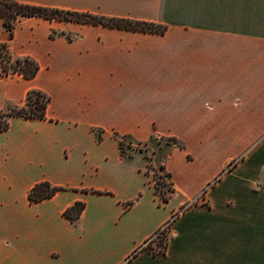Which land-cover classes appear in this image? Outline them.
I'll list each match as a JSON object with an SVG mask.
<instances>
[{
	"label": "crops",
	"instance_id": "1",
	"mask_svg": "<svg viewBox=\"0 0 264 264\" xmlns=\"http://www.w3.org/2000/svg\"><path fill=\"white\" fill-rule=\"evenodd\" d=\"M18 1L168 28L23 16L10 38L0 20V42L41 67L0 71V113L31 89L50 96L45 119L11 115L0 129V264H264V144L209 186L233 155L221 127L264 125V0ZM125 136L150 156L125 154ZM150 162L170 174L168 201ZM42 181L61 189L31 202ZM167 223L165 253L141 248Z\"/></svg>",
	"mask_w": 264,
	"mask_h": 264
},
{
	"label": "trees",
	"instance_id": "2",
	"mask_svg": "<svg viewBox=\"0 0 264 264\" xmlns=\"http://www.w3.org/2000/svg\"><path fill=\"white\" fill-rule=\"evenodd\" d=\"M23 16H39L51 20L57 19L63 21H73L83 24L103 25L154 33H165L168 28L167 25L155 21L135 19L131 17L110 16L39 4L22 3L18 0H0V20L3 21L5 27L7 28L10 38L14 37L17 21ZM55 34L56 31H53L52 36H55ZM40 68V64L35 58L31 56L16 57L12 53L8 41L0 42V69L2 74H20L25 78H33L39 73ZM49 102L50 96L47 93L40 89H31L28 92L26 101L23 105L10 107L9 110L0 113L1 131H5L9 128L10 124L7 117L11 115L22 116L30 119H45ZM3 115L6 116L5 121L2 120ZM122 138L123 137H120V146L124 152ZM171 140L179 143V147H185V144L181 140L177 138H173ZM160 168L163 171V175H160L161 180H159L158 186L155 188L161 199L163 201H168L170 194L174 191V187L170 180L166 181L164 179V177H169L170 174L165 171L164 167L160 166ZM163 187H167V189L163 190ZM59 189H61V187L53 186L48 181H42L31 189L29 192V199L31 202L40 201L53 196ZM193 204L194 203L189 204V206ZM84 208L85 204L83 202H76L65 211V214L74 221L80 217ZM168 231L169 228L165 232L164 237L159 240L160 244L165 245L163 253L166 252L168 245ZM144 247L151 249L154 253H158L152 244H148Z\"/></svg>",
	"mask_w": 264,
	"mask_h": 264
},
{
	"label": "rangeland",
	"instance_id": "3",
	"mask_svg": "<svg viewBox=\"0 0 264 264\" xmlns=\"http://www.w3.org/2000/svg\"><path fill=\"white\" fill-rule=\"evenodd\" d=\"M69 36L73 37L72 35H69ZM0 71H1V69H0ZM5 119H6V116L3 115L2 120L5 121ZM224 134H229L231 137H233L234 141H230L226 146V148L233 155H231L228 158L229 162L227 163V165L225 166L223 171L220 173V175L212 183H210L209 186H212L225 173L232 171L236 166H238L244 160L245 156L251 150L255 149L256 147H258L261 144H264V125L250 126V127H248V126L221 127V136H223ZM249 137H251L252 139L249 140ZM122 139H123L122 141H123V148H124L125 154H132L137 150L139 152L144 153L148 157L150 156L151 151L149 150L148 146L137 144V143L133 142V140L130 137H127V136L123 137ZM168 141L179 146V143L173 142L172 140H170L168 138L162 137V138H155L154 139V142L157 146L159 144H163V143H166ZM150 170L152 171V175H154V178L156 177L157 173L158 174L163 173L160 166L155 167V165H153L151 162H150ZM164 179L166 181H169V177H166ZM263 187H264V171H263L262 179L260 181H258V185L255 188H256V190L260 191L263 189ZM164 189L166 190L167 187H163V190ZM207 190H208V187L205 189V191L201 195V198H202V196L205 195L204 193ZM196 202H197V200H193L191 202L186 203L185 205H183L178 210L177 214H180L182 211H184L185 208L187 206H189V204H192V203L195 204ZM164 235H165V233L161 236L164 237ZM161 238H159L158 242H157L159 245H160L159 240Z\"/></svg>",
	"mask_w": 264,
	"mask_h": 264
},
{
	"label": "built area",
	"instance_id": "4",
	"mask_svg": "<svg viewBox=\"0 0 264 264\" xmlns=\"http://www.w3.org/2000/svg\"><path fill=\"white\" fill-rule=\"evenodd\" d=\"M163 175V173H157L156 174V177L154 178V175H153V183L156 186H158V183H159V180H160V175ZM166 178V177H164ZM188 207L185 208V210L187 209ZM179 214H175L174 217L178 216ZM169 228V223L165 224L163 227H161L159 229V231H157V233H155L152 237H150L144 244L141 248H143L144 246H147L148 244H152L154 246V249L158 252V253H163L164 250H165V245H162V244H158V239L161 238L167 230Z\"/></svg>",
	"mask_w": 264,
	"mask_h": 264
}]
</instances>
